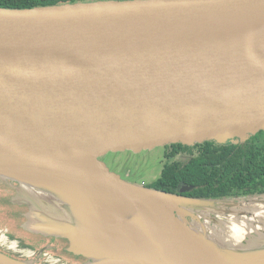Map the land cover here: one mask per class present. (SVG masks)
I'll use <instances>...</instances> for the list:
<instances>
[{"label":"water","instance_id":"water-1","mask_svg":"<svg viewBox=\"0 0 264 264\" xmlns=\"http://www.w3.org/2000/svg\"><path fill=\"white\" fill-rule=\"evenodd\" d=\"M263 16L264 0L0 8V182L16 183L10 204L25 209L26 236L54 238L35 257L0 252V264H38L42 255L73 264L63 254L82 264H189L184 254L209 255L201 264H264V195L189 198V186L178 195L147 188L100 160L175 144L243 143L264 131V25L234 36L187 34ZM83 156L95 158L102 179L152 226L141 212L106 220L100 204L110 197L67 163ZM255 204L260 211L249 208ZM240 223L246 234L238 243L229 231ZM60 239L68 246L53 254Z\"/></svg>","mask_w":264,"mask_h":264},{"label":"trees","instance_id":"trees-1","mask_svg":"<svg viewBox=\"0 0 264 264\" xmlns=\"http://www.w3.org/2000/svg\"><path fill=\"white\" fill-rule=\"evenodd\" d=\"M93 1L100 0H0V8L32 9ZM161 149V174L153 183L143 185L147 188L178 195L183 186H190L184 196L198 199L264 195V131L244 143L205 141Z\"/></svg>","mask_w":264,"mask_h":264},{"label":"bare ground","instance_id":"bare-ground-1","mask_svg":"<svg viewBox=\"0 0 264 264\" xmlns=\"http://www.w3.org/2000/svg\"><path fill=\"white\" fill-rule=\"evenodd\" d=\"M242 22H223V23H216V24H210V25H205V26H196V27H191L193 32L192 33H187L192 36H210V37H217V36H234V35H242V34H247L250 33L254 30L259 29L261 26L264 25V16L263 17H257V18H251V19H246L243 20L241 19ZM186 33V32H185ZM95 158L92 156H83V157H78L74 159H68L67 163L69 166L72 168H76L79 170H82L90 175L92 178L93 182L97 184V186L100 188V190L106 194L108 197H110V202L106 203L103 202L101 203V208L103 210L104 216L107 221L113 222V217L115 216H120L124 218L125 220L131 219L135 214H139L138 212H141L137 208H135L128 200H126L120 193H118L116 190H114L112 187H110L100 176V174L97 172L96 167H95ZM41 193H44L41 191ZM160 202H162V205L165 207L167 206L168 208H171V205L162 198H159ZM259 204H255L253 206H249V208H255L260 211L261 208H259ZM142 213V218L146 220V222L152 226L151 221L149 220L148 217L143 215ZM140 215V214H139ZM253 221V220H251ZM179 229V226H178ZM248 230V229H247ZM185 231L188 233V230L185 229ZM200 232L205 233L206 228L202 227ZM229 238H232V241L241 243L243 241L244 236L246 234V229L243 225V223L240 224H233L231 230L229 231ZM138 236V235H137ZM136 237L133 241L137 244H139V240ZM189 237V236H188ZM207 241L210 240V237H208V234L206 235L205 238ZM4 241V236L0 237V242ZM189 241L193 244L196 245L195 247L201 251V246L198 243V239L189 237ZM15 242L12 244V248H15ZM189 245H191L189 243ZM190 249H194L193 246H189L187 248L188 251ZM203 253V252H202ZM207 251H205V254ZM204 258V259H203ZM209 255H194V254H184L183 259L186 260L189 264H201L203 260L205 262H209ZM203 259V260H202ZM136 264H141V263H136Z\"/></svg>","mask_w":264,"mask_h":264},{"label":"rangeland","instance_id":"rangeland-1","mask_svg":"<svg viewBox=\"0 0 264 264\" xmlns=\"http://www.w3.org/2000/svg\"><path fill=\"white\" fill-rule=\"evenodd\" d=\"M162 157V149L156 148L153 150H144L142 152L133 153L129 151L108 153L105 156L100 157L110 171L119 174L126 181L138 184L147 185L156 181L161 174L160 159ZM0 182V232L8 230L9 234H12L14 238L10 241L13 242H30V239L26 237L25 232L21 229L23 209L10 204V199L13 196L14 191L11 190L12 186H16L15 182L8 181L7 183ZM0 233V237H2ZM4 243V242H3ZM33 244V243H32ZM10 244L3 245L0 242V252L8 254L18 259H26L24 254H18L20 251L17 249H10ZM37 247V245H36ZM62 251L59 247V249ZM54 256V255H53ZM44 255L38 260V264H46L44 262ZM63 259L68 258V262L73 264H82L85 262L84 258L75 259L63 254ZM72 259V260H71Z\"/></svg>","mask_w":264,"mask_h":264},{"label":"flooded vegetation","instance_id":"flooded-vegetation-1","mask_svg":"<svg viewBox=\"0 0 264 264\" xmlns=\"http://www.w3.org/2000/svg\"><path fill=\"white\" fill-rule=\"evenodd\" d=\"M244 143V142H243ZM102 161V160H101ZM126 180V179H125ZM190 187V186H189ZM192 188V187H191ZM1 231V230H0ZM1 233V232H0ZM9 240H11V238H14L12 236V234H9V232L7 234H5ZM28 239H30V242H24V243H19L17 242V250H19L20 252L18 254H24V257H35L36 255V251L39 249H42V248H47L50 246V244H53L52 240H54V238H45V237H42V236H33V235H29V236H26ZM61 243L60 244H57L55 242V246H56V249H59V247H61V249H65L68 245L64 243V239H60L59 240ZM33 243V244H32ZM37 245V247H36ZM60 245V246H59ZM57 250H55L54 248H52V252L53 254H56ZM59 259H54V258H44V262L46 264H60L59 262L61 261V258L60 260L58 261ZM58 261V263H56ZM63 264V263H62Z\"/></svg>","mask_w":264,"mask_h":264},{"label":"built area","instance_id":"built-area-1","mask_svg":"<svg viewBox=\"0 0 264 264\" xmlns=\"http://www.w3.org/2000/svg\"><path fill=\"white\" fill-rule=\"evenodd\" d=\"M2 236H4V241H3L4 243H3V242H1V243H2L4 246L7 245V244H10V245H11V246H10V249H17L18 245H17L16 242H15V243H16V244H15V248H14V247L12 248V246H13L12 244H13L14 242H13V241H10V240L8 239V237H7L5 234H3Z\"/></svg>","mask_w":264,"mask_h":264}]
</instances>
